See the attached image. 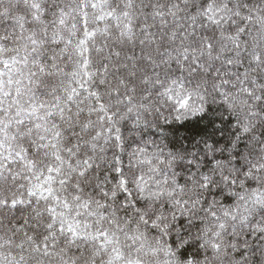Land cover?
Masks as SVG:
<instances>
[{
    "label": "snow or ice",
    "instance_id": "obj_1",
    "mask_svg": "<svg viewBox=\"0 0 264 264\" xmlns=\"http://www.w3.org/2000/svg\"><path fill=\"white\" fill-rule=\"evenodd\" d=\"M0 264H264V0H0Z\"/></svg>",
    "mask_w": 264,
    "mask_h": 264
}]
</instances>
